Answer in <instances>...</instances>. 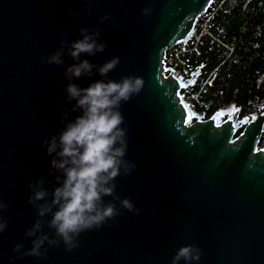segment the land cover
I'll return each mask as SVG.
<instances>
[{
    "label": "water",
    "instance_id": "water-1",
    "mask_svg": "<svg viewBox=\"0 0 264 264\" xmlns=\"http://www.w3.org/2000/svg\"><path fill=\"white\" fill-rule=\"evenodd\" d=\"M211 2L0 0V199L8 203L0 213L7 221L0 264H170L183 244L201 249L195 264H264V146L258 145L264 113L245 121L236 109L221 121L228 110L219 109L194 119L180 90L197 71L177 77L164 62L166 50L190 40ZM142 8L149 13L141 14ZM103 13L108 18L98 21ZM80 27L99 32L105 47L73 60L65 49ZM57 49L62 63H41ZM113 55L119 62L105 75L93 67L71 82L84 87L126 75L143 79L140 91L120 104L126 158L136 167L115 177L114 189L139 212L121 207L99 229L81 232L79 247L70 252L60 243L45 245L44 258L16 259L12 246H31L24 231L35 219L53 235L49 214L37 217L39 202H27L28 181L42 178L49 194L57 184L60 173L49 170L51 156L41 142L79 114L72 110L75 100L65 99V68L81 58L100 65Z\"/></svg>",
    "mask_w": 264,
    "mask_h": 264
},
{
    "label": "clouds",
    "instance_id": "clouds-1",
    "mask_svg": "<svg viewBox=\"0 0 264 264\" xmlns=\"http://www.w3.org/2000/svg\"><path fill=\"white\" fill-rule=\"evenodd\" d=\"M149 11L142 8L141 14L147 15ZM108 15L103 13L98 21L107 19ZM79 32V38L68 41L65 49L73 60H77L81 53L92 55L104 49L105 43L97 40L99 32L89 31L87 27H80ZM61 54V49H57L42 56L41 63L58 65L62 63ZM118 62L117 55L100 65L81 58L78 63L65 68V76L69 80L65 85V99L75 100L72 110L79 109V114L41 142L45 153L51 156L49 170L55 169L60 173L55 177L57 184L49 194L42 186V178L28 181L31 192L27 202H39L35 204L37 217L49 214L47 226L53 230V235L41 231V222L35 219L31 227L24 231V236L31 238V246L25 249L22 242L12 246L16 259L25 255L44 258L45 245L60 243L66 252H70L79 247L77 237L81 232L99 229L107 220L118 215L121 207L133 213L139 212L128 197L118 196L114 189L115 177L126 176L136 167L135 161L126 158L127 125L123 124L120 104L140 91L143 79L126 75L118 80L90 81L84 87L71 82L72 77L90 75L93 67L103 76ZM104 196L111 199L105 201ZM7 208L8 203L0 199V213ZM6 227V219L0 215V233ZM200 257L201 249L196 244H183L172 254L170 264H180L181 261L183 264H195ZM12 259L9 257L10 261Z\"/></svg>",
    "mask_w": 264,
    "mask_h": 264
},
{
    "label": "trees",
    "instance_id": "trees-1",
    "mask_svg": "<svg viewBox=\"0 0 264 264\" xmlns=\"http://www.w3.org/2000/svg\"><path fill=\"white\" fill-rule=\"evenodd\" d=\"M202 22L205 32L196 39ZM180 45L166 50L164 62L171 68L178 55L186 76L201 69L192 89L194 119L231 106L241 114L264 112V0H213L185 49ZM258 145L264 146V127Z\"/></svg>",
    "mask_w": 264,
    "mask_h": 264
},
{
    "label": "flooded vegetation",
    "instance_id": "flooded-vegetation-1",
    "mask_svg": "<svg viewBox=\"0 0 264 264\" xmlns=\"http://www.w3.org/2000/svg\"><path fill=\"white\" fill-rule=\"evenodd\" d=\"M197 71V75H196V77L192 80V83L188 86V87H186V88H183L182 90H180V94H186V96H187V98L189 99L190 98V94H191V91H192V89H193V85H195V84H197V82L201 79V77H202V72H201V69H199V71H198V68L197 69H195V70H193V71H190L189 72V74L186 76V75H184V77L183 78H188V77H190V75L192 74V73H195ZM225 110L227 109L228 110V113H224L222 116H221V118H220V120L222 121V120H224L225 118H227L228 116H231L232 114H233V112L234 111H236V109H239V115H238V119H240V118H243V117H248V118H251V117H253V116H257L258 114H261V113H264V112H249V113H247V114H241V109L239 108V107H226V108H224ZM223 109V110H224ZM197 119H206L205 117H199V118H197ZM247 121V120H246ZM241 129H242V127L238 130V132L237 133H239L240 131H241Z\"/></svg>",
    "mask_w": 264,
    "mask_h": 264
},
{
    "label": "built area",
    "instance_id": "built-area-1",
    "mask_svg": "<svg viewBox=\"0 0 264 264\" xmlns=\"http://www.w3.org/2000/svg\"><path fill=\"white\" fill-rule=\"evenodd\" d=\"M206 20V19H205ZM203 24H205V23H201L200 25H199V27H200V32H199V34H198V36H197V38L196 39H199V35L202 33V32H205V26L203 25ZM194 34V33H193ZM193 36V35H192ZM179 44H181V43H179ZM178 44V45H179ZM180 49L181 50H184L185 49V46H184V44H182V45H180ZM178 56V55H177ZM176 56V62L174 61L173 62V64H172V66H170L171 68H168V70H172L173 71V73H174V75L175 76H177V77H184V75H183V72H181V70H180V66H184V61H181L180 59H178V57ZM197 96H198V93H194V92H192L191 91V94H190V98H189V100L187 101V96H186V94H181V97H182V99L185 101V102H187L190 106H192V100H196L197 99Z\"/></svg>",
    "mask_w": 264,
    "mask_h": 264
},
{
    "label": "snow or ice",
    "instance_id": "snow-or-ice-1",
    "mask_svg": "<svg viewBox=\"0 0 264 264\" xmlns=\"http://www.w3.org/2000/svg\"><path fill=\"white\" fill-rule=\"evenodd\" d=\"M209 2H211V0H209ZM189 83H191V82H189ZM184 85L183 84H181V87H183ZM238 111V110H237ZM220 113H217V115H219ZM254 118V117H253ZM244 120L246 121L247 120V117H245L244 118ZM241 122H244V121H241ZM241 135H243V133H241ZM259 151H261V152H264V149H259Z\"/></svg>",
    "mask_w": 264,
    "mask_h": 264
},
{
    "label": "rangeland",
    "instance_id": "rangeland-1",
    "mask_svg": "<svg viewBox=\"0 0 264 264\" xmlns=\"http://www.w3.org/2000/svg\"><path fill=\"white\" fill-rule=\"evenodd\" d=\"M189 99H187V101H188Z\"/></svg>",
    "mask_w": 264,
    "mask_h": 264
}]
</instances>
